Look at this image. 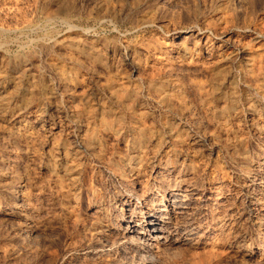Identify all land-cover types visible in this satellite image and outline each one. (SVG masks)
Returning a JSON list of instances; mask_svg holds the SVG:
<instances>
[{"label": "rangeland", "instance_id": "obj_1", "mask_svg": "<svg viewBox=\"0 0 264 264\" xmlns=\"http://www.w3.org/2000/svg\"><path fill=\"white\" fill-rule=\"evenodd\" d=\"M200 31L219 39L232 33L241 58L221 65L220 40L211 49L199 47L193 42ZM173 35L180 54L172 52L174 64L151 72L153 52L168 57L169 49L160 53L158 45ZM61 45L73 47L64 52ZM4 79L10 87L1 95H21L16 106L0 110V264H151L149 258L152 264H264V197L258 210H238V172L264 162V0H0ZM39 108L49 110L43 121L35 119ZM20 111L28 113L22 117ZM166 126L174 128L175 140L157 159L169 160L171 176L187 179L177 191L193 186L189 203L196 225L187 218L168 223L164 239L146 253L136 237L129 244L134 236L127 233L120 201L133 192L141 199L123 209L145 227L146 208L159 200L146 190L154 175L160 182L167 174L147 162L157 139L166 140ZM74 128L98 146L76 158L72 187L63 174L65 149L57 145L66 135L71 148ZM196 136L205 141L202 148L191 145ZM137 144L146 159L138 168L125 166L121 180L114 163ZM226 192L232 194L226 210L238 226L206 239L198 199H224ZM23 199L28 203L21 211L12 208Z\"/></svg>", "mask_w": 264, "mask_h": 264}, {"label": "bare ground", "instance_id": "obj_2", "mask_svg": "<svg viewBox=\"0 0 264 264\" xmlns=\"http://www.w3.org/2000/svg\"><path fill=\"white\" fill-rule=\"evenodd\" d=\"M105 2V1H104ZM107 11V10H106ZM109 17V15L105 14L103 16V18H107ZM146 21V20H145ZM205 30V29H204ZM206 31V30H205ZM205 31H200L198 32V34L196 36H194V44H196L199 47H209L210 49L217 43L218 40H220V47L222 48V52L220 53L221 55L219 56V59L217 60V62L221 63H228L231 60L237 59L239 56H241V53H239V49H237L236 46V36H234L232 33H225V36L222 39H219L218 36L220 35H212V36H207ZM192 32V29L190 27V29H187L185 31H182L181 33H185L188 34ZM231 32V31H230ZM260 33V32H259ZM255 34V33H254ZM82 35V34H81ZM178 35V34H176ZM261 35V33H260ZM175 37V35L168 37V39H165L164 42L162 41L159 45V51L161 53V51L163 53H165L167 49H169V55H167L168 57L165 56H157L155 54V51L153 52L154 54H152V58L154 59V61H156V64L152 65V71L153 73L161 71L163 69H166L168 67H170L172 65V63L174 64V57L170 56V54H172V52L177 53V55H179L180 53L177 51H175L177 48V46H173V38ZM177 39V38H176ZM175 39V40H176ZM184 40L187 39L186 37L183 38ZM250 39V38H249ZM260 39V38H259ZM262 39V38H261ZM178 40V39H177ZM183 40V41H184ZM189 40V39H188ZM187 40V41H188ZM182 41V40H181ZM253 43H258L257 41V37H253L251 38V40ZM70 42V41H69ZM65 45V43H63ZM68 44V43H67ZM181 44V43H180ZM77 45V44H76ZM178 45V44H177ZM249 45V43H248ZM180 46V45H179ZM73 45H67V46H59L60 50L67 52V48H72ZM239 47V46H238ZM247 47V46H245ZM182 48V47H181ZM184 49V48H182ZM154 50V49H153ZM157 50V49H155ZM180 50V49H179ZM71 51V50H70ZM184 51V50H183ZM213 51V50H211ZM72 53V52H71ZM167 53V52H166ZM67 54V53H66ZM74 54V53H73ZM245 57H243L242 61L244 62L245 65H247L248 62H250V59L248 57H246V54L244 55ZM250 56V55H248ZM70 58V57H69ZM127 58V56H126ZM167 58H170L169 60ZM213 58V57H212ZM241 58V57H239ZM68 59V58H67ZM72 59V58H71ZM253 59V57L251 58ZM73 60V59H72ZM238 61V60H237ZM240 61V60H239ZM241 61V62H242ZM74 62V61H73ZM182 62V61H181ZM240 62V63H241ZM191 63V62H190ZM194 63V62H193ZM196 63V62H195ZM209 63V62H208ZM234 63V62H233ZM187 64V63H186ZM212 64V63H211ZM231 64V63H230ZM243 64V63H242ZM204 65V64H203ZM210 65V64H209ZM215 65V64H214ZM205 66V65H204ZM208 66V65H207ZM212 67H215L213 65H211ZM210 67V66H209ZM217 67V66H216ZM222 67V66H221ZM246 67V66H245ZM249 67V66H248ZM208 68V67H207ZM135 69V68H134ZM171 70V69H170ZM204 70V69H203ZM208 72V71H207ZM152 74V73H151ZM155 75V74H154ZM219 75V74H218ZM3 78V77H2ZM7 79V78H6ZM4 79L0 81V110L4 111L7 109H11V106H16V102L17 99L20 97V93L19 91L11 94V96L9 97H5L4 95H1L2 92L8 90V88L10 87L9 82ZM168 79V78H167ZM225 81V80H223ZM11 82V81H10ZM221 83V81L219 82ZM222 84V83H221ZM220 84V85H221ZM224 84V83H223ZM219 85V86H220ZM114 86V85H113ZM159 87V86H158ZM232 87V86H231ZM258 87V86H256ZM109 89H113L112 85L109 87ZM137 88V87H136ZM262 88V87H259ZM16 90V89H15ZM130 90V89H129ZM134 91L136 89H133ZM139 90V89H138ZM258 90V89H257ZM25 91V90H24ZM137 91V90H136ZM259 91V90H258ZM110 92V91H109ZM114 92V91H113ZM118 92V91H117ZM132 92V91H131ZM7 93V92H6ZM11 93V92H10ZM136 93V92H135ZM134 93V94H135ZM4 94V93H3ZM131 94V93H130ZM133 94V93H132ZM167 94V93H166ZM168 95V94H167ZM24 96V95H23ZM113 96V94H112ZM123 96V95H122ZM165 97V96H164ZM168 97V96H167ZM23 98V97H22ZM30 98V97H29ZM113 98L117 99L115 96H113ZM120 98V97H119ZM33 100V99H32ZM118 100V99H117ZM28 101V100H27ZM24 102V101H23ZM117 102V101H115ZM121 102V101H120ZM182 102V101H181ZM121 104V103H120ZM129 104V103H128ZM23 105V104H22ZM30 105V104H29ZM28 105V106H29ZM52 105V104H51ZM27 105L25 107H28ZM53 106V105H52ZM75 106V105H74ZM119 106V105H118ZM24 107V108H25ZM39 107V106H38ZM48 107V106H46ZM174 107V106H173ZM50 108V107H49ZM27 109V108H25ZM38 109V108H37ZM55 109V108H54ZM59 109V108H58ZM23 110V108H22ZM1 111V112H2ZM49 111V110H48ZM46 110H37L36 115H35V119L37 121H43L45 118L46 112H48ZM54 111V110H52ZM56 111V110H55ZM54 111V112H55ZM69 111V110H68ZM8 112V111H7ZM31 112H33L31 110ZM71 112V111H70ZM102 112V111H101ZM6 113V112H4ZM26 113L24 111L20 114L23 117ZM49 113V112H48ZM62 113V112H61ZM75 113V112H74ZM19 114V113H18ZM19 114V115H20ZM54 114V113H53ZM52 114V117H53ZM33 115V114H32ZM61 115V114H60ZM70 116H73L70 115ZM69 116V117H70ZM32 117V116H31ZM48 117V116H47ZM58 117V116H57ZM3 118V117H2ZM72 118V117H71ZM76 118V117H75ZM22 119V118H21ZM23 120V119H22ZM35 120V121H36ZM78 120V119H76ZM54 121V120H53ZM59 121V120H58ZM65 121V120H64ZM61 122V120H60ZM76 124L78 123L77 121H75ZM52 123V122H51ZM99 124V123H98ZM78 125V124H77ZM168 125V124H167ZM60 126V123H59ZM58 126V127H59ZM77 127V126H75ZM61 128V133H62V127ZM66 128V127H65ZM100 128V127H99ZM132 128V127H131ZM134 128V127H133ZM177 128V127H176ZM67 129V128H66ZM108 130V129H107ZM133 130V129H131ZM177 130V129H176ZM59 132V131H58ZM66 132V131H65ZM71 132H76V135H73V140H72V146L71 148H66L70 143L67 142L66 144H68L67 146H65V142H66V135H64V137L62 138V140L59 142H61L62 145L58 144L57 146L62 148V150H64V158L66 159V165L64 166V170L65 173H67V175L69 176V179L72 183V187L75 185L73 182L75 180V176L77 171H78V163L76 162V158L80 155V153H82V151H90L92 149H95L96 146V142L94 141L92 143H89L86 141L85 137H81L80 134L78 133L79 130L77 128H74ZM104 132V131H103ZM134 132V130H133ZM202 132V131H201ZM56 133V132H55ZM68 133V132H66ZM89 133V132H88ZM108 133V132H107ZM150 133V132H149ZM165 136H166V140H164L163 138L157 139V143L155 144V150H154V156H152V158L150 159V162L147 164H150L152 168H156L157 169V173H160L159 170L163 169L164 173L165 171L167 172L166 175L163 174V176L160 178V182L157 181V178L152 177V183L151 186L146 190V193L148 192V194H151V199L154 200L155 199H159L158 201L148 205V208H146V210L148 211V215L145 216V227L140 226L139 224L134 223V212L133 211H129V209H123V206H127L130 207L133 204V201L135 203H138V200H141L138 198V196L136 194L130 193L128 194L126 197H124L123 201L121 200V207H120V214L122 215V218H124V220L126 221L125 223L129 224V226L127 227V233L130 235H133L134 237L131 238V240H129V244L130 245H134V238L136 237V240L138 239V249H140L143 252L148 253L149 250H151V248L156 247V245L160 244L161 241L164 239L163 235H161L163 233L164 227L165 225H167L168 223H172V222H179V219H185L187 218L188 221L191 223V227L195 226V219L192 216L193 213H190L191 208H190V204L189 203V199L190 197L193 195V191L194 188L191 184H187L186 187H184V189L182 190H178L177 188L179 185L181 184H185L186 183V178H184L183 176H171V170H168L170 168V163L169 160H165L164 158H161L158 160V156H160V152L161 149L163 148V146H165V144H167L170 141H172L174 138V128L172 127H167L165 128ZM72 134V133H71ZM93 134V133H91ZM114 134V133H113ZM57 135V134H56ZM69 135V134H67ZM149 136V135H148ZM152 136V135H151ZM31 137V136H30ZM60 137V136H59ZM71 137V136H70ZM91 137V136H90ZM155 137V136H154ZM175 137V136H174ZM88 138V137H87ZM92 138V137H91ZM205 138V137H204ZM90 139V138H88ZM137 139V138H136ZM144 139V138H143ZM203 138H201V136H196L194 138L191 139V145L197 148H202L204 146V140H202ZM210 139V138H209ZM91 140V139H90ZM93 140V139H92ZM96 140V139H94ZM142 140V139H141ZM152 140V139H151ZM175 140V139H174ZM173 140V141H174ZM68 141V140H67ZM71 141V140H70ZM52 142V141H51ZM100 142V141H99ZM177 142V141H176ZM137 143V142H136ZM141 143V142H140ZM173 144V143H172ZM138 146L135 147L134 151L131 152L126 159H122L119 162L114 163L115 165V175L123 180L125 178V166H129V165H133L132 169H134L140 162L141 158L143 157L144 152V147L142 146L141 148L139 144H137ZM144 145V144H143ZM178 145V144H177ZM56 146V148H57ZM63 146V147H62ZM168 146V145H167ZM70 147V145H69ZM97 148V147H96ZM134 148V147H133ZM58 149V148H57ZM195 150V149H194ZM164 152V151H163ZM147 153V152H146ZM96 154V153H95ZM62 155V154H61ZM153 155V154H152ZM166 155V154H165ZM146 156V155H145ZM144 156V157H145ZM144 157L142 158V160L144 159ZM150 157V156H149ZM146 159V157H145ZM164 159V160H162ZM142 162V161H141ZM80 164V163H79ZM143 164V163H142ZM146 164V165H147ZM145 165V166H146ZM142 166V165H140ZM139 167V165L137 166V168ZM129 168V167H128ZM141 169V168H139ZM63 170V171H64ZM113 170V169H112ZM143 170V168H142ZM242 170V169H241ZM246 170V169H244ZM136 171V170H135ZM130 172V171H129ZM128 172V173H129ZM138 173V172H137ZM245 173V174H244ZM131 174V173H129ZM190 174V173H189ZM226 174V173H225ZM66 175V176H67ZM128 175V174H127ZM142 175V173H141ZM162 175V174H161ZM135 176V175H134ZM213 176V175H212ZM224 177V175H222ZM136 177V176H135ZM226 177V176H225ZM232 177V176H231ZM236 177V176H235ZM234 177V178H235ZM237 178V177H236ZM223 179V178H222ZM68 180V179H67ZM113 180V179H112ZM115 180V179H114ZM135 180V179H133ZM217 180V179H216ZM219 180V179H218ZM136 181V180H135ZM138 181V180H137ZM226 181V180H225ZM238 181L240 183V189L242 190L243 194H242V200H240L239 202H241L240 205H238V210L239 211H244L245 209L249 210V211H254V210H258L259 208V204L263 201L262 198L264 197V162L261 163L260 165L258 164V166L254 169H251L248 172H243V171H239L238 172ZM115 182V181H114ZM125 182V181H124ZM223 180L219 183H222ZM123 183V182H122ZM128 183V182H125ZM140 183V182H139ZM158 183V184H157ZM231 183V182H230ZM159 184H161V186H159ZM141 185V184H140ZM228 185V184H227ZM12 186V185H11ZM21 186V185H20ZM142 186V185H141ZM225 186V185H224ZM71 187V186H70ZM76 187V186H75ZM146 187V185H145ZM180 187V186H179ZM24 188V187H23ZM102 188V187H101ZM182 188V187H181ZM220 188V187H219ZM225 188V187H224ZM78 189V188H77ZM140 190V188H138ZM228 190V189H226ZM231 190V189H229ZM138 191V190H137ZM176 191V192H175ZM216 191V190H214ZM218 192V191H217ZM216 192V193H217ZM232 192V191H231ZM231 192H226L225 195H227L224 199L223 198H217V199H212L210 200V198H206V197H199L198 199V203L199 205H201L198 209V215H199V225H201L203 228V232H202V237H205L206 239H215V238H219L221 237L223 230L230 228V227H237L238 224L235 221V216L232 218V215L228 214V211L226 210V206H225V202H227L226 200L229 198L228 196H231ZM20 193V192H18ZM129 193V192H128ZM143 193V192H142ZM127 194V193H126ZM236 194V193H234ZM238 194V193H237ZM240 194V193H239ZM17 195V194H16ZM16 195L13 194L14 198H19V196L17 197ZM22 194H20L21 196ZM12 196V197H13ZM142 196V194H141ZM159 196V197H157ZM218 196V195H217ZM26 197V196H25ZM215 197V196H214ZM95 198V197H94ZM220 200V202H219ZM262 200V201H261ZM29 201V200H28ZM105 201V200H104ZM143 201V200H142ZM261 201V202H260ZM158 202V203H157ZM166 202V204H165ZM27 199H23L20 204L16 203V205H14L12 208L16 209V210H22V208L24 207V205H26ZM103 203V202H102ZM132 203V204H131ZM229 203V201H228ZM263 203V202H262ZM107 204V203H106ZM232 206L235 204L234 202L231 203ZM231 204L229 207H231ZM157 205H163L164 208L161 210L159 208H157ZM99 206V204H98ZM101 206V205H100ZM107 206V205H106ZM105 206V207H106ZM145 206V204H144ZM239 207H241L239 209ZM26 208V207H25ZM97 209H102V207H99ZM108 209V206H107ZM112 209V208H111ZM230 211V210H229ZM17 212V211H16ZM124 212V214H123ZM108 213V212H107ZM101 214V213H100ZM195 214V213H194ZM196 215V217L198 216ZM105 216V215H104ZM107 217V216H106ZM239 217V216H237ZM242 217V216H241ZM20 218L23 220L24 223H28L29 222V214L27 212H23L20 214ZM97 220V217L94 218ZM239 219V218H238ZM96 222V221H95ZM100 222V220L98 221ZM242 223V222H241ZM263 223V222H262ZM198 224V223H197ZM169 225V224H168ZM194 229V228H193ZM230 230V229H228ZM227 230V231H228ZM234 230V229H233ZM192 232V231H191ZM233 232V231H232ZM231 232V233H232ZM226 234V233H225ZM223 234V235H225ZM235 233H233L234 235ZM127 237H125L126 239ZM148 239H150L151 241H153V244L149 243ZM255 240V239H254ZM259 240V239H258ZM137 244V243H136ZM129 247V245H128ZM129 249V248H128ZM139 250V251H140ZM125 252V250H122ZM138 252V250H137ZM136 252V254H137ZM128 253V252H127ZM128 255V254H127ZM140 255V254H139ZM126 256V255H125ZM130 256V255H129ZM141 256V255H140ZM124 257V256H123ZM128 257V256H127ZM143 257V256H142ZM148 257H150L148 255ZM129 258V257H128ZM137 258V257H136ZM141 258V257H140ZM139 258V259H140ZM153 258H149L148 263H154L152 262ZM144 261V260H143ZM126 264V263H125ZM139 264V263H138Z\"/></svg>", "mask_w": 264, "mask_h": 264}]
</instances>
